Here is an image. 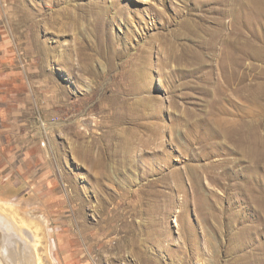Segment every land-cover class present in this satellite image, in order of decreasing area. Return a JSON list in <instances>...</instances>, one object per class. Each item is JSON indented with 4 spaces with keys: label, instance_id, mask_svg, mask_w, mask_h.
I'll list each match as a JSON object with an SVG mask.
<instances>
[{
    "label": "rangeland",
    "instance_id": "1",
    "mask_svg": "<svg viewBox=\"0 0 264 264\" xmlns=\"http://www.w3.org/2000/svg\"><path fill=\"white\" fill-rule=\"evenodd\" d=\"M0 103L26 264H264V0H0Z\"/></svg>",
    "mask_w": 264,
    "mask_h": 264
},
{
    "label": "bare ground",
    "instance_id": "2",
    "mask_svg": "<svg viewBox=\"0 0 264 264\" xmlns=\"http://www.w3.org/2000/svg\"><path fill=\"white\" fill-rule=\"evenodd\" d=\"M21 229L8 215L0 212V264H26L29 254H34L27 251V246L33 243L32 237L23 234Z\"/></svg>",
    "mask_w": 264,
    "mask_h": 264
},
{
    "label": "crops",
    "instance_id": "3",
    "mask_svg": "<svg viewBox=\"0 0 264 264\" xmlns=\"http://www.w3.org/2000/svg\"><path fill=\"white\" fill-rule=\"evenodd\" d=\"M0 112H8L6 106H3V103H0Z\"/></svg>",
    "mask_w": 264,
    "mask_h": 264
}]
</instances>
